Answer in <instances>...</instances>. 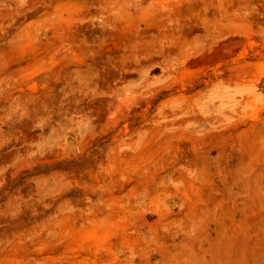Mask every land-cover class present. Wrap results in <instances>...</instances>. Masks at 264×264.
I'll list each match as a JSON object with an SVG mask.
<instances>
[{"label": "rangeland", "instance_id": "obj_1", "mask_svg": "<svg viewBox=\"0 0 264 264\" xmlns=\"http://www.w3.org/2000/svg\"><path fill=\"white\" fill-rule=\"evenodd\" d=\"M0 264H264V0H0Z\"/></svg>", "mask_w": 264, "mask_h": 264}]
</instances>
